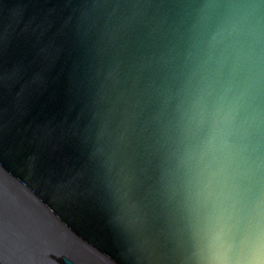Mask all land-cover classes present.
<instances>
[{"label":"water","instance_id":"1","mask_svg":"<svg viewBox=\"0 0 264 264\" xmlns=\"http://www.w3.org/2000/svg\"><path fill=\"white\" fill-rule=\"evenodd\" d=\"M233 66L264 137V0H0V205L31 206L105 264H196L176 101Z\"/></svg>","mask_w":264,"mask_h":264},{"label":"clouds","instance_id":"2","mask_svg":"<svg viewBox=\"0 0 264 264\" xmlns=\"http://www.w3.org/2000/svg\"><path fill=\"white\" fill-rule=\"evenodd\" d=\"M190 81L176 101L177 191L196 264H264V137L239 70Z\"/></svg>","mask_w":264,"mask_h":264},{"label":"bare ground","instance_id":"3","mask_svg":"<svg viewBox=\"0 0 264 264\" xmlns=\"http://www.w3.org/2000/svg\"><path fill=\"white\" fill-rule=\"evenodd\" d=\"M0 180H2L1 177ZM6 187L7 189L8 187L11 188L7 183L5 184L0 181V200H2V197H6V195H4ZM12 190L19 195L17 190ZM17 204L7 206L0 205V236L3 235V237H0V245L3 247L0 248V254L7 264H54V254L51 251L44 252L42 255L39 254L40 256H35L32 253L33 251L30 246L24 243L26 238L24 236L26 234L31 237L35 236L37 239H44V243H51L52 246L54 244L56 246H58V244L59 246L61 245L64 253H66V251L72 254L74 253L83 264H105L99 261L92 252L73 244L69 239L66 240L63 237L65 235L60 232L61 230L59 228L56 229L50 221L42 217V215L31 206L27 207L24 201H22L21 204L29 209L28 212L30 214L26 213L24 217H21L17 211ZM6 239L15 241L14 243L16 245L13 244L11 247L10 245L13 242H8ZM39 242L40 241H38V243ZM7 246H9L10 249ZM27 249H30L32 254H29V251L26 252ZM22 252L26 259H20L18 257Z\"/></svg>","mask_w":264,"mask_h":264}]
</instances>
